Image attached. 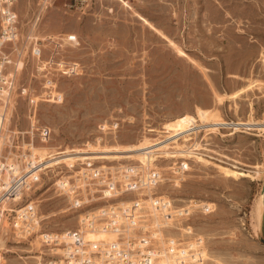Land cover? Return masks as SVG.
Masks as SVG:
<instances>
[{
	"label": "rangeland",
	"instance_id": "obj_1",
	"mask_svg": "<svg viewBox=\"0 0 264 264\" xmlns=\"http://www.w3.org/2000/svg\"><path fill=\"white\" fill-rule=\"evenodd\" d=\"M15 9L22 36L31 31L43 38L44 53L33 55L28 41L17 82L27 93L16 90L7 124L27 129L33 120L50 127L48 150L164 138L165 121L196 115L197 108L226 122H264V0H15ZM64 34L79 43L63 44L61 57L81 70L58 78L61 102H44L36 97L38 68L52 47L45 38ZM112 120L117 131L97 142L98 126ZM206 132L189 135L199 142L197 156H156L164 172L156 191L177 205L211 203L213 211L193 225L218 264H264V131L230 134L225 125ZM191 139L179 143L184 148ZM178 158L188 168L175 178L170 166ZM109 160L138 162L100 161ZM54 175L42 176L23 201L37 203L42 231L61 233L77 226L80 208L72 210L69 197L54 190ZM0 228L6 264H37L38 239L22 241L3 223Z\"/></svg>",
	"mask_w": 264,
	"mask_h": 264
},
{
	"label": "built area",
	"instance_id": "obj_2",
	"mask_svg": "<svg viewBox=\"0 0 264 264\" xmlns=\"http://www.w3.org/2000/svg\"><path fill=\"white\" fill-rule=\"evenodd\" d=\"M45 39L52 47L38 68L42 89L36 98L58 103L64 98L58 78L76 75L81 70L78 62L61 57L60 48L63 44L78 45L79 41L75 34ZM42 40L31 31L22 36L15 0H0V217H7L10 232L22 241L29 237L38 239L41 250L33 256L37 264H218L207 255L205 237L193 225L195 217L211 213L213 206L198 199L177 205L174 199L159 194L156 189L164 180L162 166L154 161L104 163L103 159L109 158L90 156L50 161L52 156L41 157L35 151L38 144L50 140V127L33 120L27 129H12L3 123L16 90L17 95L27 93L17 82L18 64L25 60L28 41L32 54L40 57L44 53ZM118 124L114 120L100 124L96 141L114 135ZM195 125L199 126L189 130L190 139L189 135L204 129L202 124ZM184 133L157 140L168 142L169 150H174V141L183 142ZM192 139L191 144L182 146L184 155L198 149L196 136ZM182 153L176 152L184 157ZM176 160L170 169L178 178L188 163L182 158ZM49 171L55 174L51 183L54 190L69 197L72 210L80 208L77 226L61 233L42 231L37 203L23 201ZM89 233L105 237L90 239ZM2 240L6 244L0 229V264L6 253Z\"/></svg>",
	"mask_w": 264,
	"mask_h": 264
},
{
	"label": "bare ground",
	"instance_id": "obj_3",
	"mask_svg": "<svg viewBox=\"0 0 264 264\" xmlns=\"http://www.w3.org/2000/svg\"><path fill=\"white\" fill-rule=\"evenodd\" d=\"M140 19H142L146 24H148L150 27L153 28V26L145 18L140 16ZM170 44H173V43L171 42ZM20 65L21 63L18 64L19 68H20ZM236 95L237 93H234L232 95L229 94L228 96L235 97ZM11 107L12 105L8 108L5 114V120L3 121L5 125H7V123L10 121L9 119L10 116L7 114ZM195 116H197L198 118H196ZM198 120H200V122L202 123V126H204V130L207 131L206 133L214 132L217 129L220 130V127L225 126V125L230 126L232 128V132L230 134H234L237 132H247V130H250V131L257 130L260 132L264 131V122H258L252 119H248L247 121L238 120V121L226 122L223 118L219 117L218 115L210 113L208 109L197 108L196 115L185 113L177 117H174L173 119H169L165 121L163 124L162 132L169 134V135H174V133L176 132H183V133L186 132L184 133V136H187L185 139H188V134L190 133L189 130H191L192 128L194 129L195 126H199V125H195ZM1 125H2V122H0V128H1ZM157 139L158 138H154V139L143 138L135 143H129L126 145L125 144L93 145L90 142H88V143H85L86 146H83V147H74V148L50 147V149L52 150H48L49 147L47 146V144H43V145L38 144L35 148V151L41 157L52 156L50 157L51 158L50 161H54L57 159H63L64 161L74 160L77 157H81L82 159H84L90 156L93 158L97 157V158H113V159L135 158L141 162L149 161L150 164L153 163V160H155L158 152L165 153V155L166 154H176V152L177 153L183 152L182 144L179 143L178 140L174 139L175 140L174 142H175V146H178L179 149L169 150L170 144L168 142H165L164 140H157ZM155 150H158V151H155ZM188 151L189 152L187 153V155L189 157H191V155L197 156L198 152L191 151V150H188ZM182 154L184 155V153ZM146 203L149 205V200H146ZM4 207H6V205ZM0 222H1V225L3 223L4 227L9 228V231H11L8 219L4 214L1 215ZM87 237L90 239H94V238H99V237H105V235L101 233H89L87 234ZM3 243H5V240H2V244ZM1 264H6L4 259H2Z\"/></svg>",
	"mask_w": 264,
	"mask_h": 264
},
{
	"label": "water",
	"instance_id": "obj_4",
	"mask_svg": "<svg viewBox=\"0 0 264 264\" xmlns=\"http://www.w3.org/2000/svg\"><path fill=\"white\" fill-rule=\"evenodd\" d=\"M262 191H264V179H263V182H262ZM263 216H264V211H263ZM263 243H264V227H263V239H262Z\"/></svg>",
	"mask_w": 264,
	"mask_h": 264
}]
</instances>
